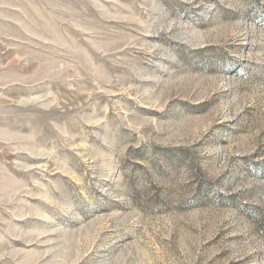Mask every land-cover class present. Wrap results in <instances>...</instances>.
<instances>
[{"label":"rangeland","instance_id":"374dc122","mask_svg":"<svg viewBox=\"0 0 264 264\" xmlns=\"http://www.w3.org/2000/svg\"><path fill=\"white\" fill-rule=\"evenodd\" d=\"M0 264H264V0H0Z\"/></svg>","mask_w":264,"mask_h":264}]
</instances>
